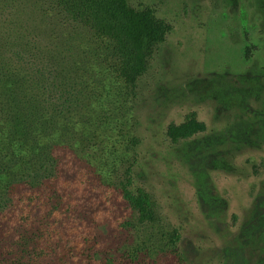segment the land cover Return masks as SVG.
<instances>
[{
  "label": "rangeland",
  "instance_id": "obj_1",
  "mask_svg": "<svg viewBox=\"0 0 264 264\" xmlns=\"http://www.w3.org/2000/svg\"><path fill=\"white\" fill-rule=\"evenodd\" d=\"M130 2L153 6L172 31L164 55L153 60L136 94L94 54L87 60L91 88L103 91L105 98L89 106L93 120L85 122L89 116H79L68 134L69 143L58 151L60 182L67 184L70 200H78L69 228L88 227L95 235V249L104 256H118L130 237L123 227L131 214L129 205L111 187L125 156L118 124L122 117L139 137L136 182L153 193L161 212L180 229L179 248L190 252L191 262L264 264V89L250 100L248 110L193 95L163 98L164 90L216 74L232 79L257 76L264 84V0ZM52 25L56 36L68 38L80 50L97 46L104 53L78 24L57 17ZM98 112L104 122L98 120ZM191 113L207 130L186 146L173 142L169 125L183 122ZM21 246L19 230L0 216V254L12 256L8 247L18 253ZM32 260L31 264H83L80 254L63 262L47 248Z\"/></svg>",
  "mask_w": 264,
  "mask_h": 264
},
{
  "label": "trees",
  "instance_id": "obj_2",
  "mask_svg": "<svg viewBox=\"0 0 264 264\" xmlns=\"http://www.w3.org/2000/svg\"><path fill=\"white\" fill-rule=\"evenodd\" d=\"M57 17L78 24L104 53L97 46L80 50L56 36L52 20L56 23ZM171 31L153 6L137 7L130 0H0V216L19 230L22 245L18 253L8 247L13 255L0 254V264H31L44 248L63 262L80 254L83 264H193L190 252L179 248L180 229L161 212L153 193L136 182L139 137L122 117L118 124L125 156L111 187L119 190L131 214L123 222L130 237L118 256L100 254L88 227L69 228L78 200H70L67 184L60 182V146L69 143L79 116L93 120L89 106L105 98L103 91L91 88L89 57L94 54L136 94L153 60L164 55ZM263 89L257 76L216 74L164 90L163 98L193 95L248 110ZM98 117L105 121L101 112ZM206 130L191 113L170 124L167 134L186 146ZM165 256L170 261H163Z\"/></svg>",
  "mask_w": 264,
  "mask_h": 264
}]
</instances>
